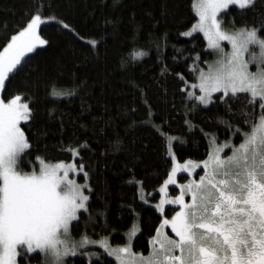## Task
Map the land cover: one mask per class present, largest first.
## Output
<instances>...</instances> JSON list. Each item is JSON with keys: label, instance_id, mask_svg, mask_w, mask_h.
Returning a JSON list of instances; mask_svg holds the SVG:
<instances>
[{"label": "trees", "instance_id": "1", "mask_svg": "<svg viewBox=\"0 0 264 264\" xmlns=\"http://www.w3.org/2000/svg\"><path fill=\"white\" fill-rule=\"evenodd\" d=\"M193 1L0 0V52L33 16L55 18L39 25L43 43L7 74L0 96L28 103L19 170L36 169L38 159L84 170L87 207L71 224L74 237L122 244L136 226L132 248L146 254L161 215L138 188L156 201L171 166L168 136L178 160H203L209 141L237 142L258 116L246 91L216 92L208 105L188 98L197 68L213 57L201 33L185 34ZM220 17L226 28L254 27L264 37V0L229 5ZM69 263L116 264L82 252Z\"/></svg>", "mask_w": 264, "mask_h": 264}, {"label": "rangeland", "instance_id": "2", "mask_svg": "<svg viewBox=\"0 0 264 264\" xmlns=\"http://www.w3.org/2000/svg\"><path fill=\"white\" fill-rule=\"evenodd\" d=\"M252 2L193 1L196 20L185 34L201 33L213 57L197 68L196 82L188 85V98L208 105L216 92L246 91L257 101L260 112L237 142L209 141L203 160H178L172 148L173 137L168 136L171 166L156 189V201L149 200L153 193L144 194L138 188L141 200L161 215L146 254L132 248L136 226L122 244L112 243L107 236L72 235L71 224L87 207L85 183L78 179L84 170L75 161L42 159L37 160L36 169L19 170L18 158L27 145L20 123L28 119V103L19 96L9 101L0 96V264H70V259L81 252L89 258L105 253L116 264H204L202 232L191 229L211 224V211H219L217 202L212 207L214 198L238 193L241 185L264 181V37L254 27L226 28L220 17L229 5L247 6ZM47 21L55 18L33 16L0 52V95L7 74L25 54L43 43L38 28ZM168 206L176 207L170 217L164 213ZM251 208L260 220L263 215L259 203ZM239 224L252 232L253 222L248 225L242 219ZM33 253L41 255L39 262L29 261ZM216 264L223 262L218 260Z\"/></svg>", "mask_w": 264, "mask_h": 264}, {"label": "flooded vegetation", "instance_id": "3", "mask_svg": "<svg viewBox=\"0 0 264 264\" xmlns=\"http://www.w3.org/2000/svg\"><path fill=\"white\" fill-rule=\"evenodd\" d=\"M255 182L241 185L239 192L231 196L214 198L212 207L217 202L219 211H211V224L206 228L195 225V229H191L202 232L200 237L205 249L201 258L204 264H216L218 260L223 264H228L226 260L240 261V264H264V181ZM256 202L262 210L260 220L255 217L257 211L251 208ZM242 219L247 224L254 223L253 228L250 226L252 232L239 224Z\"/></svg>", "mask_w": 264, "mask_h": 264}]
</instances>
